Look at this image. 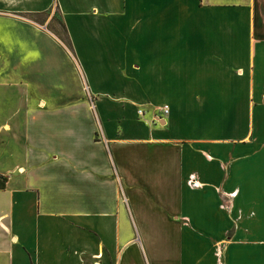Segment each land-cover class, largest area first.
Here are the masks:
<instances>
[{"label":"crops","instance_id":"crops-1","mask_svg":"<svg viewBox=\"0 0 264 264\" xmlns=\"http://www.w3.org/2000/svg\"><path fill=\"white\" fill-rule=\"evenodd\" d=\"M0 264H264V0H0Z\"/></svg>","mask_w":264,"mask_h":264},{"label":"rangeland","instance_id":"rangeland-1","mask_svg":"<svg viewBox=\"0 0 264 264\" xmlns=\"http://www.w3.org/2000/svg\"><path fill=\"white\" fill-rule=\"evenodd\" d=\"M45 12H47V15H46L43 23L42 24L39 23V24L46 25L52 32H57V33L62 35L63 32L61 30V24L59 22V21H62V19H61V15H60V11L58 9V6L52 5V7L50 9L46 10ZM139 112H141V111L139 110Z\"/></svg>","mask_w":264,"mask_h":264},{"label":"trees","instance_id":"trees-1","mask_svg":"<svg viewBox=\"0 0 264 264\" xmlns=\"http://www.w3.org/2000/svg\"><path fill=\"white\" fill-rule=\"evenodd\" d=\"M31 15V18L38 22V23H43L46 15H47V12L43 11V12H39V13H36V14H30ZM60 24H61V30L63 32V34H59L57 32H53L69 49L72 50V45H71V41H70V38L68 36V33H67V30H66V27L64 25V23L62 21H59Z\"/></svg>","mask_w":264,"mask_h":264},{"label":"built area","instance_id":"built-area-1","mask_svg":"<svg viewBox=\"0 0 264 264\" xmlns=\"http://www.w3.org/2000/svg\"><path fill=\"white\" fill-rule=\"evenodd\" d=\"M192 183H194L193 181H191Z\"/></svg>","mask_w":264,"mask_h":264}]
</instances>
